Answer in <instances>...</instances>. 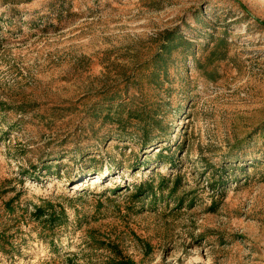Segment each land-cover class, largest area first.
Wrapping results in <instances>:
<instances>
[{"label":"rangeland","instance_id":"obj_1","mask_svg":"<svg viewBox=\"0 0 264 264\" xmlns=\"http://www.w3.org/2000/svg\"><path fill=\"white\" fill-rule=\"evenodd\" d=\"M0 264H264V0H0Z\"/></svg>","mask_w":264,"mask_h":264},{"label":"trees","instance_id":"obj_2","mask_svg":"<svg viewBox=\"0 0 264 264\" xmlns=\"http://www.w3.org/2000/svg\"><path fill=\"white\" fill-rule=\"evenodd\" d=\"M158 156L161 155V151L157 154ZM171 159V158H169ZM167 161V160H165ZM161 189V188H160ZM155 191H156V187L153 184V180L150 181H143L140 182L136 188H135V197L140 198V197H147L149 195L154 196L155 195ZM48 205L50 207H56L55 205L48 203ZM36 212H39V216L40 217L42 214H46L43 210V206H37L36 207ZM48 215V223L51 224V226L54 225H62L65 223L66 219H67V215L66 212L64 211V209L60 208L58 210L53 209L50 213H47Z\"/></svg>","mask_w":264,"mask_h":264},{"label":"bare ground","instance_id":"obj_3","mask_svg":"<svg viewBox=\"0 0 264 264\" xmlns=\"http://www.w3.org/2000/svg\"><path fill=\"white\" fill-rule=\"evenodd\" d=\"M95 182V180L94 181H92V183H94Z\"/></svg>","mask_w":264,"mask_h":264}]
</instances>
